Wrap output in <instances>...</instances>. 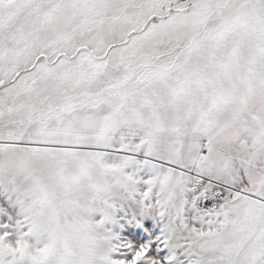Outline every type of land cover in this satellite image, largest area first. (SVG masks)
<instances>
[{
    "label": "snow or ice",
    "instance_id": "snow-or-ice-1",
    "mask_svg": "<svg viewBox=\"0 0 264 264\" xmlns=\"http://www.w3.org/2000/svg\"><path fill=\"white\" fill-rule=\"evenodd\" d=\"M0 264H264V0H0Z\"/></svg>",
    "mask_w": 264,
    "mask_h": 264
}]
</instances>
